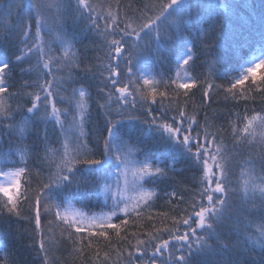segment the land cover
Listing matches in <instances>:
<instances>
[{
	"label": "snow or ice",
	"instance_id": "snow-or-ice-1",
	"mask_svg": "<svg viewBox=\"0 0 264 264\" xmlns=\"http://www.w3.org/2000/svg\"><path fill=\"white\" fill-rule=\"evenodd\" d=\"M0 13L10 21L0 25V137L36 136L0 159V224L31 241L34 260L59 264L58 243L83 253L95 239L111 245L96 251V264H264V223L249 231V217L264 220V77L255 75L264 67V0L258 14L254 0H0ZM257 96L259 110L234 111ZM257 129L261 151L241 165ZM129 171L137 195L121 197ZM101 189L109 212L73 206L91 210ZM160 200L168 212L152 211Z\"/></svg>",
	"mask_w": 264,
	"mask_h": 264
},
{
	"label": "trees",
	"instance_id": "trees-1",
	"mask_svg": "<svg viewBox=\"0 0 264 264\" xmlns=\"http://www.w3.org/2000/svg\"><path fill=\"white\" fill-rule=\"evenodd\" d=\"M26 2H28V0H26ZM122 2H126V0H122ZM255 2V6H256V12L257 14L259 13L260 10V4H261V0H254ZM248 4L253 3V0H247ZM249 13V9L247 7L242 6L239 10H238V16L240 18H245L247 17ZM56 17V10L53 9L50 13H49V18H50V23L54 24V19ZM5 23H10V21L7 20V18L5 17L4 14L0 13V25H3ZM59 31V29L53 27V31L51 34L45 33V38L46 39H55L56 37V33ZM57 43H53L52 47L54 49L57 48ZM80 45H76L75 48L72 49V52H78L80 50ZM63 51V46H61L58 49V54H60ZM18 54V53H17ZM162 54H166V52L162 51ZM90 55L92 57H95L97 55L96 52H90ZM35 61L33 60V63ZM28 65L25 64L24 67H27ZM155 67L158 69L160 68L159 64H156ZM167 67V66H165ZM60 76H66L67 75V70L62 71L57 73ZM194 74V73H193ZM234 74V73H233ZM255 75L257 76V78L260 77H264V67H260L257 68L255 70ZM35 76L33 75L32 77H28L25 76L24 79H34ZM18 87L16 89H9V91L15 92L18 91ZM26 91H31V89H26ZM255 95V94H253ZM194 101H196L197 103H199L200 100V95L199 93H197V95L193 98ZM24 102V101H22ZM9 104H11L13 107H15V101H8ZM30 106V105H29ZM60 105H58L59 107ZM67 105H64V107H66ZM261 106V100L260 97L257 96L255 98V102L253 103L252 101H248L247 103H242L239 107L235 108L234 111L237 112H241L243 114V110L245 108L251 109V108H256L257 110H259ZM223 108L224 105L221 103L219 105H217L216 103H213V108ZM21 120V117L16 116L15 117V121L18 123ZM12 122L11 120H5V124L7 125V123ZM49 127L51 128V125H49ZM57 127H59L57 125ZM41 128H43V125H41ZM80 129H74L73 131H70L68 133V137L69 140L71 141V138L74 134H79ZM83 131L88 132L90 131V129L88 128L87 125H85ZM226 135V140L225 143H228L231 139V135H230V129L226 130L225 132ZM36 139V136L34 135H26V138H24L22 141L19 138V133L17 132L16 134H14L11 138L8 136L7 132H5L3 137H0V144H2V149H0V159H7V151L8 148L11 144L12 147H17L19 145H30L34 140ZM71 143H70V147H71ZM89 146L92 147L94 145H92L91 141L89 142ZM51 148H59L58 144H52L50 145ZM246 150L244 151L242 157L238 158L240 160L241 165L243 164V160L249 158V155H256L261 151V144H260V140H259V129H257V138L256 140L252 141V144L250 145H246ZM163 151V146L157 145L153 147V152H160ZM18 158V157H13V159ZM138 159H143V157H138ZM178 168L180 167V165L177 166ZM257 171H256V175L259 176L261 175V173L259 172V165H256ZM246 169L244 167H238L235 169V175L233 177V180L236 182H241L244 178L241 175V173L243 171H245ZM112 171L114 172L115 170L112 169ZM190 173L188 174V176L190 177ZM115 175L112 176L111 179H114ZM179 179H183V177H180ZM111 181V180H110ZM109 181V183H110ZM187 187H193V185L191 184H187ZM238 186V183H233V188H236ZM147 187V186H146ZM165 190L167 191H171V188H166ZM109 191V190H108ZM181 195H183L184 193H180ZM258 195V194H257ZM110 196V195H109ZM187 199V197H186ZM108 204H111V199H109L107 201ZM73 204L79 207H82L79 203H76L75 201H73ZM89 204L91 206V210H89L88 207H82L87 211L90 212H103V213H107L109 212L111 209L109 207H105V199H104V193H103V189H101L100 195L96 196V197H92L91 200L89 201ZM173 204H175V201H173ZM181 207H184V205H181ZM152 211L154 213H164V212H168L169 209L168 207L165 205V201L164 200H160L156 203V205L154 206V208L152 209ZM25 215L27 214L26 212L24 213ZM175 214V213H172ZM123 218V217H122ZM130 219V223H131V218ZM249 220L251 221V225L249 226V231L252 232L253 234H255V232L257 231V226L260 225L261 223H264V220H261V218L259 216H252L249 217ZM118 222V221H115ZM143 223H147L146 221ZM159 226V225H158ZM26 227V225H21L20 228L21 230ZM143 229H140V231H142ZM147 230H151L150 228H148ZM54 231L57 233V236L59 234V229L55 228ZM130 233L131 232H137L138 229L133 226L131 228H129L128 230ZM121 235H124V233L122 232ZM110 237L112 240V244L115 245L116 248L118 249H122L123 245L118 242V238L116 237L115 233H110ZM129 239H132L131 236H129ZM64 240L67 241V237H64ZM31 244V241L26 239V237L22 236L20 231L16 230V226L12 225H6V224H0V264H13V261H16L17 264H39L38 260H34L33 257V253L28 249L27 245ZM93 245L95 247L91 248V249H86L83 253L79 252V251H74V246L72 245V243L70 241H68L67 243H58V250H54V252L52 253V255L55 256L56 260L59 261V264H96V260H95V255H96V251L99 250L101 257L103 256V252L104 251H109V248L111 247V245L105 247V242L104 241H97V240H93ZM258 251V249H257ZM114 255V253H112ZM53 264H55V262H53Z\"/></svg>",
	"mask_w": 264,
	"mask_h": 264
},
{
	"label": "rangeland",
	"instance_id": "rangeland-1",
	"mask_svg": "<svg viewBox=\"0 0 264 264\" xmlns=\"http://www.w3.org/2000/svg\"><path fill=\"white\" fill-rule=\"evenodd\" d=\"M127 179H128V182H129V187L126 190L125 189V185H124V178H123V176L120 177V179H119V194L121 195V197H129V196L135 197L137 195V193L131 190V185H132V182H133V177H132L131 171H129ZM116 180H117V177L115 175L114 179H111V181L109 183L110 187H109L108 195H110V196L117 192ZM73 206L76 209L85 212L89 216H91L93 213H96V214L103 213V212H90V211H87L84 208L76 206L74 204H73Z\"/></svg>",
	"mask_w": 264,
	"mask_h": 264
}]
</instances>
